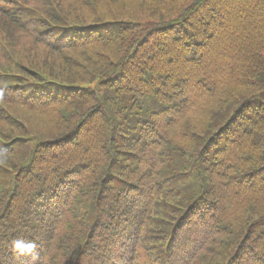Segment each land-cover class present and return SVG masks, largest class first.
Returning a JSON list of instances; mask_svg holds the SVG:
<instances>
[{
  "label": "trees",
  "instance_id": "trees-1",
  "mask_svg": "<svg viewBox=\"0 0 264 264\" xmlns=\"http://www.w3.org/2000/svg\"><path fill=\"white\" fill-rule=\"evenodd\" d=\"M15 239L47 264H264V0H0V264Z\"/></svg>",
  "mask_w": 264,
  "mask_h": 264
},
{
  "label": "rangeland",
  "instance_id": "rangeland-1",
  "mask_svg": "<svg viewBox=\"0 0 264 264\" xmlns=\"http://www.w3.org/2000/svg\"><path fill=\"white\" fill-rule=\"evenodd\" d=\"M136 14L137 12L134 11L133 15H136ZM110 49L111 47L103 48V49H100L98 53L92 52V53H89V55H86L83 57H76V60H75V63L73 64L74 66L72 69L66 68L64 66H60L54 71L55 73L60 74V76L73 77L74 79L75 77L76 78L77 77H90L91 78L93 76L98 75L97 72L100 70V67L103 66V64H101L98 60V55H100L101 52L103 51L107 52ZM258 70L261 71V66L256 67V72ZM256 72H251L249 76H247L250 78L245 79L243 82L239 83L237 86L233 87L232 89H229L230 93L226 96L225 100L219 97L221 92L217 96H215L212 103L210 104V111H212L213 113H217L220 109L226 108L229 105L228 101L231 98L233 100L236 98L237 100L238 98H243V97L245 98L247 95H252L253 92L256 93L257 89L261 86V82H260L261 79L258 80L257 76H255ZM75 80H78V79H75ZM32 124L38 125L33 122L29 123V125H32ZM43 125L45 129L41 126H38V127H34L33 131L35 132L48 131L46 130L45 124ZM60 128H63V126ZM43 129L46 131H43ZM12 130L14 129H8V131H12ZM18 131L19 133H22L23 129L21 128ZM24 132H26V129H24Z\"/></svg>",
  "mask_w": 264,
  "mask_h": 264
},
{
  "label": "clouds",
  "instance_id": "clouds-1",
  "mask_svg": "<svg viewBox=\"0 0 264 264\" xmlns=\"http://www.w3.org/2000/svg\"><path fill=\"white\" fill-rule=\"evenodd\" d=\"M36 248V242L25 239H15L11 242L13 253L19 257L31 256Z\"/></svg>",
  "mask_w": 264,
  "mask_h": 264
}]
</instances>
